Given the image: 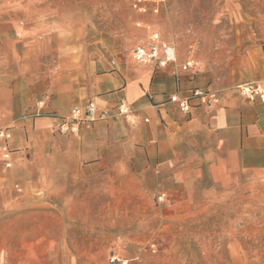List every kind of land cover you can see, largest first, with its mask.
I'll use <instances>...</instances> for the list:
<instances>
[{
  "label": "rangeland",
  "instance_id": "374dc122",
  "mask_svg": "<svg viewBox=\"0 0 264 264\" xmlns=\"http://www.w3.org/2000/svg\"><path fill=\"white\" fill-rule=\"evenodd\" d=\"M132 1L0 0V87L24 83L44 98L52 84L88 86L126 64L143 34L136 20L180 53L194 46L223 66L264 44V0H163L145 17ZM22 117L0 121L27 158L0 163V264H264V184L223 190L191 167L129 174L108 166L59 175L51 190L36 167L62 150L52 137L64 135Z\"/></svg>",
  "mask_w": 264,
  "mask_h": 264
},
{
  "label": "crops",
  "instance_id": "0c3cea01",
  "mask_svg": "<svg viewBox=\"0 0 264 264\" xmlns=\"http://www.w3.org/2000/svg\"><path fill=\"white\" fill-rule=\"evenodd\" d=\"M130 50L125 65L93 75L88 86L75 87L68 81L52 84L44 98L24 83L0 87V121L28 114L22 117V125L54 127L59 118L42 114L68 116L88 101L111 114L89 129L82 127L76 136L52 137L54 146L61 143L62 150L41 155L46 164L36 167L39 179L45 175L47 188L55 190L59 175L80 176L90 169L102 173L108 166L129 174L140 169L177 174L191 167V174L201 170L223 190L264 184V102L244 100L236 89L244 83H258L264 90V44L248 52L236 67L213 62L194 47L195 68L177 76L171 66L154 69L133 64ZM184 56L179 52L180 61ZM192 88L218 91L222 101L211 110L194 107L183 115L168 98L177 89ZM40 101L42 106H38ZM120 101L132 107L135 123L116 114ZM14 140L13 134L11 168L27 159L18 156ZM0 163L5 166L1 159Z\"/></svg>",
  "mask_w": 264,
  "mask_h": 264
},
{
  "label": "built area",
  "instance_id": "2783aa9c",
  "mask_svg": "<svg viewBox=\"0 0 264 264\" xmlns=\"http://www.w3.org/2000/svg\"><path fill=\"white\" fill-rule=\"evenodd\" d=\"M162 3L163 0H133L130 7L137 15L145 17L157 15ZM134 26L143 30L144 34L136 40L130 50L133 64L150 66L154 69H166L171 66L175 76L178 75V72H187L195 68L196 59L193 46H188L184 60L180 61L177 45L163 37L152 24L136 20ZM236 89L244 100L253 101L255 98H259L264 102V90L258 83H244L236 86ZM221 101L222 98L218 91L201 88H192L187 91L177 89L168 98V102L175 105L183 115H188L194 107L211 110ZM42 105L43 103L40 102L39 106ZM116 114L128 123H135L132 107L123 101L117 104ZM110 116L108 111L99 108L94 102L88 101L84 106L73 108L68 116L59 118L55 130L61 135L76 136L82 127L89 129L96 121L107 119ZM145 122H147L146 119ZM12 137L11 128L0 125V159L5 163L6 168L12 167V151L9 145ZM16 189L20 191L18 186ZM114 260L119 259H111V261Z\"/></svg>",
  "mask_w": 264,
  "mask_h": 264
}]
</instances>
